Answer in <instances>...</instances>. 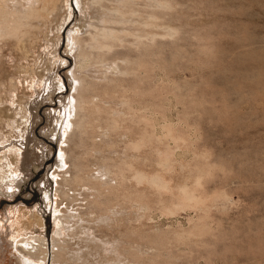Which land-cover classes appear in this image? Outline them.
<instances>
[{
  "label": "rangeland",
  "instance_id": "rangeland-1",
  "mask_svg": "<svg viewBox=\"0 0 264 264\" xmlns=\"http://www.w3.org/2000/svg\"><path fill=\"white\" fill-rule=\"evenodd\" d=\"M118 1L103 0L104 5H109L108 7L116 5ZM91 2L92 0H54V2L39 0L36 4L48 5L52 12L47 19L39 14L31 19L32 24L30 23L27 28L16 33L25 45V49L19 51L14 48L17 35L4 41L0 40V58L2 59H0V77L1 79L6 78L8 85L10 84L8 77H14L17 81L15 90L10 89L9 86L0 88V264H18L11 235L23 233L22 230L27 231V227H24L25 224L18 217L23 216V213L30 208H39L45 218L52 214L48 225L49 231L46 234L50 244L48 248L51 249L52 237L50 235L59 233L66 245V253H63L66 256L62 254L61 258L64 257L63 260L70 259L69 262H74L72 260L77 258L72 264H117V260L114 261L115 254L107 255V257L106 251L98 244L99 241L114 242L121 251V258L125 263L127 262L126 264H264V94L257 95L247 85H244L241 93L245 99H242L238 106H233L238 94L231 88L239 80L232 71L222 72L224 75L219 71L223 65L228 66L233 63L231 58L239 49L235 48L236 43L243 41L250 34L253 36L264 35V0L171 1L173 9L170 10V14L174 20L172 25H179L181 32L177 37H174L177 40L174 39L173 46L176 47L177 43L180 47L183 45L184 49L182 50L186 51L187 55L186 53L183 55L184 52L180 51L178 45V50H176L179 51V56L176 51H173L175 50L173 46L172 51V48L169 49L170 51H166L164 54L166 58L169 56V52L177 55L174 56L176 59L171 56L167 58L168 60L166 59V63L169 62V64L173 63L172 59L175 60L174 65H171L174 66V70L168 68V70H172L170 73L162 67L165 65L163 61L157 62L153 83L156 87L154 100L158 107L153 117L158 134L162 131L160 126L164 116L173 123H177L181 117L180 114H182L180 119L186 115L190 118L187 120L190 130L182 123H177L178 128L175 125L179 130L175 128V134L178 131L186 138L184 141L181 140V143L184 142V144L182 143L184 146H180L179 150L176 147L175 158L178 163H175L174 169L170 173H165L161 167L157 168L156 153L154 150L152 153L150 152L155 148V145L141 147L142 150L150 149V151L147 150L150 158L141 149L135 152L137 156L141 152V156L144 155V158L148 159L145 160L146 164L143 156L137 157L136 160H139L144 166L136 162L137 167L140 169L143 167L144 170H142L148 174L155 171L163 173L164 171L163 174L169 180L170 189H157L147 181L136 184L135 180L131 178V173L127 174V171V177L124 180H118L119 185L118 181H111L113 184L115 183L114 187H119L114 189L113 186H110L119 195L123 191L132 193L135 188L142 193L141 202L143 203L141 205L139 202H128L126 208L119 209V205L110 208L114 211L113 216L115 217L108 220L99 215L94 205L91 206L93 201L102 200L101 195L99 197L95 190L92 192L91 189L75 185L74 188L78 187L77 190L73 188L74 190H70L69 193L75 194L74 198L76 199L71 197L68 199H72V201H68L67 198L63 199L58 194L54 195L55 185L52 179L53 172L67 169L71 166L69 163L72 162L67 163V161L77 155L80 157L84 155V158H78L83 164L93 168H89L92 177L99 168L102 169V163L98 161L103 158L102 153L111 158L119 155L123 159H130L132 152L128 149L126 151L124 147L127 145L130 135L137 133L138 125L135 127L133 123V125L127 123L130 122L127 120L124 122V126L118 127L119 131L118 129L113 130L117 133L112 130L108 133L109 130H106L105 124L100 121L102 126L98 124L95 128L96 131L101 127L104 130L99 133L106 130L109 135L105 136V132L101 136H98V132L95 136L92 135L94 138L97 135L95 139L92 138L95 140L94 143L96 141L99 143L93 144L96 147L98 145L99 149L95 147L96 150H90V147L94 146H91L92 140L89 136L95 126L91 127L90 133L87 132L85 135L91 142L88 139L86 143L83 140L84 136L80 138L83 147L76 143L79 137L76 138L77 141L75 139V144L73 142L68 144V137L64 140V135H62L64 124L62 123L60 126L58 122V111L64 108L66 115L67 110L70 109L74 114L72 93L78 90L79 86V80L72 77V70L76 63L73 53L74 46L69 45L68 37L77 28L80 31L87 27L89 29V24L92 21H97L104 11L107 12L106 9L99 6H92ZM129 4L135 5V7L139 6V8L145 7L143 0L131 1ZM181 27L184 28L181 30ZM131 41L130 37L126 39V42ZM183 57L186 59V63ZM180 58H183L182 64ZM233 65L239 67L242 73H248L246 70L242 71L244 66H237L236 63ZM85 68L80 74L79 70L77 71L78 76L85 74L87 79L93 81L101 79L102 71L98 73L94 68ZM175 68L179 71H176ZM29 69H34L35 74L30 73ZM162 69H166V72ZM57 75H60L62 83L57 82ZM114 75L116 74H109V78ZM132 76L128 75L129 78L127 76L122 78L125 82H129L133 79ZM223 76L228 77V80L226 78L224 81ZM181 96L182 98H180ZM191 96L192 102L198 103V106L192 104L188 108L187 105L191 99L185 97ZM198 100L202 102L200 103L202 108L199 107ZM67 103L68 105H66ZM108 103L114 109L118 108L117 115L123 113V107L122 110H119L122 104L113 100H108ZM204 107L214 109L215 114L208 113ZM189 112H191L190 115H188ZM93 123L96 124L98 121ZM69 128L67 129L69 132L66 130L67 134L71 132L72 126L69 125ZM88 128L90 129V126ZM187 128L189 133L181 132V129L183 131ZM122 132L125 134L123 135ZM50 140L54 145L57 143L55 158L51 159L53 144ZM173 142V139L172 141L168 139V143L172 147L176 145ZM116 143L118 144L116 145ZM105 144L112 147H106ZM60 145L62 152L59 150ZM89 145L90 147H88ZM113 145L117 148H113ZM101 147L104 150H102L103 148L100 150ZM195 148L197 149L194 151ZM87 149L92 152L91 158L90 155L87 156L84 153L85 150L87 152ZM154 153L155 155H153ZM4 155L6 158L2 157ZM66 159L68 160L66 161ZM48 160L52 162L49 164ZM3 162H9L11 172L9 176L1 178ZM179 162H184L189 167L186 166L181 170ZM207 163H209L210 171L208 170V173L203 176V183L199 187L201 190L197 189V193L200 192L204 197L203 208L205 209L188 205L185 208L182 206L175 208L176 210H168L167 207L173 202L171 196L176 195L177 192L176 185L189 174L188 170L195 164L201 166ZM210 164L212 165L210 166ZM48 167L51 168L50 171ZM123 181L125 183H122ZM43 183L49 191L50 202L44 200V203L40 200V194L44 188V186L41 187ZM96 186L100 188L101 185L99 186L97 183ZM103 188H101V192L105 194L108 190L106 187V190ZM214 193L226 194L228 200L215 201L212 197ZM210 200L214 202H210ZM48 202L52 206L58 205L59 212L50 210ZM54 214L58 217L62 216L55 220L52 219ZM53 220L56 230L60 227L58 231L52 226ZM76 222L77 226L74 225ZM21 224L23 227H20ZM124 236L125 238H123ZM91 239L92 241H89ZM79 246L80 249H83L82 251ZM128 247L137 252H134L137 258L127 253ZM125 248L128 249L126 252L124 251L126 254L123 252L126 250ZM47 264L52 263L48 261Z\"/></svg>",
  "mask_w": 264,
  "mask_h": 264
},
{
  "label": "bare ground",
  "instance_id": "bare-ground-1",
  "mask_svg": "<svg viewBox=\"0 0 264 264\" xmlns=\"http://www.w3.org/2000/svg\"><path fill=\"white\" fill-rule=\"evenodd\" d=\"M37 1H39V0H0V40L1 41H4L8 38H11L14 35L16 36L17 35L16 33L18 31H22L24 28H27L31 23V19L37 17L39 14L41 16H43L45 19L48 18V15L51 14L52 9H49L48 5L42 6L40 4L39 5L36 4ZM131 1H135V0H119L116 5L108 7L109 5L108 6L104 5L103 0H92V2L90 3L92 6H99L102 9H106L107 12L104 11L101 14V16L98 17L97 21H95V22L92 21L89 24V29L87 27L83 31H80V29L77 28L74 31H72V33H70L68 40H69V45L71 47L74 46L73 53L75 56V63H76V64L74 63L76 68L74 67L72 70V77H75L79 80V83L77 82L79 84L78 90H76L74 93H72L73 94L72 95L73 96V102H74V105H73L74 110L73 111H75V112L73 114V112L70 111V109H69V110H67L68 112L65 115V109L63 108L62 110L60 109L58 111L59 115L57 117V119L59 120V121L58 120L57 121L60 123V126L62 125V123L64 124V132H63V134L61 133L62 135H64L63 136L64 140L68 137V140H67V142L69 141L68 144L71 142H73L75 144V142L79 139L78 140L79 142L77 141L76 143H77V145H80L81 147H83L82 146L83 144L81 145L80 138L84 136L83 140H85V142H86L89 138L85 137V135L87 134V132L90 133V130L94 126L95 127L93 128V130L96 128V126L98 124L100 126H102V124L99 123L100 121H103V124H105L104 128L106 130H109L108 133L111 130L113 131V130L118 129V127L123 125L124 122H126V120L130 121L127 123H130V124L133 123L135 125V127H137L136 125H138L137 129L142 125L140 129H138V130L136 129L137 133H134V134L132 133V135H130L131 137L128 138L129 140L127 139V141H128L127 145L124 147L126 151L130 150L132 152V154H130L131 155L130 159H123V158L119 157V155H118V157L111 158V157L105 156V154L102 153V151H99L104 155V156L102 155L103 158L100 159L102 161H100L98 159V161L100 163H102V169L99 168V170H97L96 174L92 177V175L90 173L91 172L90 169H93V168H90L91 166L88 167L87 164H83L80 161V159L78 158V157H80L79 155H77V157H75V158L73 157V159L71 160L72 157L70 158L69 157L70 155L68 153L69 156L68 155H66V156L68 158H70V160L66 159V161L68 160L67 163L69 161H72L69 163V165L71 164V166H69L67 169H63L61 171L57 170V172H53V178L52 179H53V182L55 185V194L54 195L57 196V194H58L63 199L67 198L68 201H72V199H74V200L76 199V198H74L75 194H72L73 195L72 196L69 193V191L70 190L73 191L74 189L77 190L78 187L74 188L75 185L76 186L77 185L83 186L87 189H91V191L95 190V192L98 194L99 197L101 195L102 200H100V201L95 200V201H93V204H91V203L90 204H91V206L94 205V208L96 209V211L99 212V215H102V217L107 218V220L115 217V216H113L114 211L111 210L110 208H115V206H117V205L120 206L119 209L120 208L122 209L124 207L126 208V205L129 204L128 202H130V203L131 202L132 203L133 202L134 203L139 202L140 204L143 203V202H141L142 193H140L135 188H134V190H132V193L131 192L128 193L127 190H126L127 193L126 192L124 193V191L122 193L119 192V193H121V195H119L118 193L117 194L115 193L117 191H115L114 189L119 187V186L114 187L115 183L113 184L112 182L118 181L120 179L124 180V178L127 177V175H126L127 171H128L127 174L129 172L131 173V178L133 180H135L136 184H140L142 181H147V183L154 185L157 189H166V190L170 189L169 180H167V178L165 177V174H163V173H164V171H165V173H170L172 171V169H174V165L177 162V160L175 158V154L177 151L176 147H178V150H179L180 146H184V145H182V143L184 144V142L181 143V140L184 141V139L186 138V137L184 138L182 136V134H180L178 132L179 130L177 128L179 126L177 125V123H182V124L186 125V127H188L190 130V127L187 126L188 125L187 120L189 117H187L186 115H183V118L180 119L182 117V114H180L181 117H179V119H178L179 121L177 123H175V122L173 123L172 121L168 120L165 116L162 117L163 123L160 126L162 131L160 134H158V132H157L158 130L156 131V128H155V121H154L155 118L153 117L155 112L157 111L156 108L158 107V106L156 107L157 104L155 103V100H154V95H156V94H154L156 92L155 91L156 87H154V83H153L154 70H156V66H158L156 64H157V62H159V60H161L165 63V65H163L164 64L163 62H162L163 64L161 63L163 65L162 67L166 68L167 70H168V68L174 70L173 69L174 66H171V65L172 64L174 65L175 60L172 59L171 61L173 63L171 62L172 64H169V62L166 63L167 62L166 59L170 56H171V58L172 57L175 58L174 56H177V55L179 56V51H177L178 50L177 49L178 43H177L176 47L173 46V44H175L174 43V39H175L174 37L175 36L177 37V35H179V32H180V28L178 27L179 25H176V24H175L176 26L172 25V22H174V20H172L170 10L173 9L172 8L173 2L171 3L172 0H143L145 7L143 6V8H141V7L139 8V6L135 7V5H133V6L130 5L129 3ZM52 2H54V0H52ZM106 4H109V3H106ZM113 4H115V3H113ZM91 5H89V6H91ZM110 5H112V4L110 3ZM173 17H175V16L173 15ZM178 18H180V17H178ZM175 20H176V18H175ZM178 21H180V20L178 19ZM184 27H181V30ZM185 33H186V31L184 32V34ZM129 37L132 38V41L126 42V39ZM181 37H182V35H181ZM184 37L185 36H183V39H185ZM175 40H177V39H175ZM175 42H177V41H175ZM235 45H236L235 48L236 49L239 48V49H238V51H236L234 57L231 58V59H233V63L228 65V66L223 65L222 67H220L219 71L221 72V74H223L225 72L227 73V71H232L234 73V76L239 80V82L234 83L232 85V88H231V89L235 90L236 94H238L236 100H234V102H233V104H234L233 106H238L242 102V99H245L244 95L241 93V89L244 85H247L248 88L251 89L252 91H254V93H256L257 95L264 94V35L253 36L250 34L247 37H245L243 39V41L236 43ZM172 46L175 48V50H173ZM182 46L183 45H181V47L180 46L179 47L181 49L180 51L183 53L184 51L182 49H184V48ZM14 48L16 50H19V51H23L25 49V45L21 42L19 35H17V41H16ZM169 49H171V51L173 50L174 52L176 51V53H178V54L174 55V53L169 52V56L167 58H166V56L164 57V54ZM10 52H11V50H10ZM185 53H186V51L183 53V55H185ZM23 54H21V55H23ZM167 54H168V52H167ZM186 55H187V53H186ZM183 58H180L179 60L181 61ZM185 60L186 59L184 58V62H185ZM234 63H236L237 66H244V68H242V71L246 70L248 73H242L241 69L239 67H234V65H233ZM167 64H169V65H167ZM181 64H182V61H181ZM85 67L94 68L95 71H97L98 73H100L102 71L101 75H100L101 79L93 81V80L87 79L85 74L84 75L81 74V76L80 75L78 76L77 71L79 70L78 72L80 74L81 71L86 69ZM176 67H177V64H176ZM83 68H85V69H83ZM166 69L165 70L162 69V70H164L166 72ZM175 69H176V71H179L177 68H175ZM172 70L171 71L168 70L167 72L170 73V72H172ZM29 71H30V73L35 72L34 69H29ZM114 73L116 75L112 76V78H109V74L112 75ZM128 75H129V77H130V75H133L132 76L133 79L130 80L129 82L128 81L125 82L124 78H122V77L127 76V78H129ZM118 77H120V78H118ZM8 78L10 81L9 85L7 83L6 78L1 79V77H0V88L5 87V86H9L10 89L15 90V88H17L16 79L14 77H8ZM223 78H224L223 79L224 81L226 78H227L226 80H228V77L225 78V76H223ZM93 79H95V78H93ZM57 82L62 83L60 75H57ZM173 82H172V84H173ZM156 85H157V83H156ZM0 92H1V89H0ZM180 98H182V96ZM185 98L191 99V101L188 102L189 103L187 105L188 108H190V106L192 104L195 106L196 103L192 102V96L191 97H185ZM68 99H67V102H69ZM108 100H113V101H116V102H119L120 104H122L121 109H119V110H122V107H123V111H122L123 113L122 114L120 113L117 115L116 113H118L117 112L118 108L114 109L113 106L108 103ZM180 101H181V99H180ZM184 101H183V105H184ZM201 101H202V99H201ZM201 101L198 100L199 107H200V103H202ZM203 104H204V102H203ZM66 105H68V103ZM70 108H71V106H70ZM163 108H164V106H163ZM200 108H202V107H200ZM159 109H160V107H159ZM190 111H191V109H190ZM206 111L208 113H214L213 111H215V110L214 109L213 110L212 109H206ZM185 114H186V111H185ZM190 114H191V112H189L188 115H190ZM125 117H126V119H125ZM192 119H193V116H192ZM94 121H98V123L95 124V123H93ZM140 123H141V125L139 126ZM93 124H95V125H93ZM69 125L72 126V128L70 130L72 132V134H71V132L69 134H67L69 132L67 130L69 128ZM91 125H93V126H91ZM175 125H177V128L175 127ZM67 126H68V128L66 129ZM89 126H90V129L88 128ZM126 127H128V126H126ZM175 128L178 130L176 132V134L178 133L177 135L175 134V131H176ZM188 128L186 130H183V131L181 129V132H183V133H185V131L188 132ZM93 130H91V135L89 134V136H91L90 139L92 140V142L90 139L88 140L91 142V144H92L91 146H94L93 144L96 145L98 143L97 141H96V143H94L95 142L94 139L97 137V135H96V137L94 138L95 134L97 132L99 133V131H102L104 129H101V127H99V128H97V131L95 129V131H94L95 133L92 132ZM106 130L104 131L105 133H106ZM118 131H119V129H118ZM113 132L115 133L116 131H113ZM193 132H194V130H193ZM77 133L79 136L77 135ZM92 133H94V134H92ZM103 133H101V134L99 133L98 136L99 135L101 136ZM108 133H106L105 136H108L109 135ZM125 133L122 132L123 135ZM129 133H130V131H129ZM76 135H77V137H76ZM92 135H94V136H92ZM76 138H78V139H76ZM92 138H94V139H92ZM111 138H112V136H111ZM75 139H76V141H75ZM168 139H170L171 141H172V139L174 140L173 143H176V145H174L175 149H174V147H172V145L171 146L169 145ZM179 142L181 143V145ZM117 144L118 143H116V145ZM151 144L153 146L155 145V148L152 149L151 151L149 148L148 149L151 153L153 152V150L156 153V155H155V153L153 155L156 156L155 161H156V164L159 166V167L157 166V168L161 167L162 168L161 170L164 169L163 173H162V171H155L152 174H148L145 171H143L144 166L142 165V163H140L139 160L138 161L136 160L137 157H140L142 153L139 152L138 154H140V155L137 156V154H135V152L139 151V149H141V147L145 148L144 147L145 145L148 147V145L151 146ZM109 145H110V143H109ZM109 145H107V146L112 147ZM111 145H112V142H111ZM105 146H106V144H105ZM114 146L115 145H113V148H115ZM88 147H90V145ZM95 147L96 146H94L92 148L90 147V150L91 149L94 150ZM97 147H98V145H97ZM103 147H101L100 150ZM97 149H99V148H97ZM107 149H109V148H107ZM196 149L197 148H195L194 151ZM59 150H60V152H62L61 145L59 147ZM102 150H104V148ZM147 150L141 149L142 152L144 151L148 155ZM84 153H86L87 156L90 155V158H91V155H92L91 151H89L87 149V152L85 150ZM142 156L141 157L144 158V155H142ZM148 156H146V158H148ZM2 157L6 158V155H4ZM81 157L84 158V155ZM132 157H133V159H132ZM92 158L94 160L95 157L92 156ZM149 158H150V156H149ZM78 159H79V161H78ZM145 160L146 159L144 158V162H145ZM94 161H96V159ZM155 161H154V163H155ZM99 162H97V163L100 164ZM136 162H139L138 164H141L143 166V167L141 166L143 170L140 169L139 167H137ZM87 163H89V162L87 161ZM145 163L147 164V162H145ZM183 163L179 162L181 170L184 167L186 168V166H188V164H185V163L183 164ZM152 164H153V162H152ZM211 165L212 164H210V166ZM95 166H97V165H95ZM138 166H140V165H138ZM176 166H177V164H176ZM208 166H209V163L203 164L201 166L195 164L194 167H192L190 170H188L189 174L187 176L183 177V179H182L183 181L179 182L178 184L176 183L177 184L176 185L177 192L175 193L176 195L171 196L173 202H171L172 203L171 206H170V204H171L170 203L169 207H167L168 210H171V209L176 210L175 208L182 207V206L185 208V206H188V205H192V207L197 206V207L203 208L204 197L200 194V192L197 193V189L199 187H201V185L203 183V176L208 173V170H209ZM96 168H95V170H96ZM192 169L193 170L195 169L194 173H193ZM71 170H72L73 174H70V173H72V172H70ZM1 171H3L1 178H3L4 176H9V173L11 172V170L9 168V162H3L1 164ZM93 179H95L94 181H96V182L93 181L94 182L93 183L92 182ZM95 183L96 184L98 183L99 186L101 185L100 188L97 187ZM122 183H125V182L123 181ZM110 185L113 186L114 189ZM118 185H119V181H118ZM104 186L108 190L105 192V194H104V192L103 193L101 192V188H103ZM107 186H109L110 188ZM122 186H124V185L122 184ZM125 187H127V186H125ZM131 187H130V189H131ZM106 188H105V190H106ZM129 191H131V190H129ZM84 192H85V190H84ZM202 192H203V190H202ZM93 194H95V193H93ZM71 197H72V199L69 200L68 198H71ZM212 197H213V200H215V201L219 200L221 202H224V201L228 200L227 195L222 194V193H214ZM84 198H86V197H84ZM169 199H171V198H169ZM205 199H208V198L205 197ZM40 200L43 202H44V200H47V201L49 200V202H50L49 191H48V189L45 188V186L43 188L42 193L40 194ZM213 200L212 201L210 200V202H214ZM60 202H62V201L60 200ZM60 202H59V204H60ZM40 204H41V202H40ZM143 205H145V204H143ZM146 207H148V206H146ZM49 208H50V210H52L54 212L60 210V209H58L59 208L58 205L52 206L51 203H49ZM94 208L91 207V209H94ZM203 209H205V208H203ZM42 210L45 212L44 209H42ZM88 212H92V211H88ZM51 215L48 216V218H45L43 213L40 211L39 208H36V209L30 208L23 213V216L18 217V219H21V221H23L22 223L25 224L24 227H27V231H24L21 228L23 233H20V232L18 233L16 231L17 228H16V230L13 229L18 234H16L13 231L16 235H14V234L11 235L12 245H13L14 250L17 253L16 256H17L18 264H47L48 261H50L52 264H72L75 262V260L77 258L75 260H72L74 262H69L70 259L63 260L64 257L61 258L62 254L66 253V245L63 243V240L60 238L61 235L59 236V233L57 235V233L55 234V233L51 232V233H53L52 235H50L52 237L51 238V246H50L51 249L48 248L50 244L46 238V234H48V231H49L48 225L50 224ZM54 215L55 216L52 219H55V220L57 218L59 219V217L62 216L61 215L58 217L56 214H54ZM98 218H99V216H98ZM19 222H17V223H19ZM52 222H53L52 226H53V228H55V221L53 220ZM76 224H77V222L74 225H76ZM20 227H23L22 224L20 225ZM59 228H57V230L55 228V230L58 231ZM70 233H72V232H70ZM88 235H89V233H88ZM84 236H86V235H84ZM125 236H126V234H125ZM125 236L123 238H125ZM119 238H121V237H119ZM97 240H99V239L97 238ZM87 241H88V239H87ZM89 241H92V239ZM99 242L100 243H98V244H100L103 247V249L106 251V253H107L106 256L110 255V254H113V255L115 254V258H114L115 260L114 261L117 260L116 261V262H118L117 264H126L127 263V262L125 263V261L121 258L122 253L119 250L118 246L116 244H114V242H103V241L102 242L99 241ZM73 248L75 249L76 247H73ZM129 248H131V247H128V249ZM79 249H80V246H79ZM125 249L126 250H123V252L124 251L126 252L128 250L127 248H125ZM80 250L82 251L83 249H80ZM78 252H79V250H78ZM134 252H136V251H133V249L132 250L129 249L127 251V253L136 257ZM70 253H71V251H70ZM80 253H82V252H80ZM86 253H88V252H86ZM64 256H66V255H64ZM72 257H74V256L72 255Z\"/></svg>",
  "mask_w": 264,
  "mask_h": 264
},
{
  "label": "flooded vegetation",
  "instance_id": "flooded-vegetation-1",
  "mask_svg": "<svg viewBox=\"0 0 264 264\" xmlns=\"http://www.w3.org/2000/svg\"><path fill=\"white\" fill-rule=\"evenodd\" d=\"M56 138V137H55ZM51 141V140H50ZM52 142V141H51ZM56 142H57V140H56ZM52 144H53V146L51 147L50 145V147H51V152H52V156L50 157V159L52 158V157H54L55 158V155H56V149H57V143H56V145H54V143L52 142ZM52 161L51 160H48V163L50 164ZM48 169H49V167H48ZM48 169H47V171H48ZM51 169V168H50ZM50 169H49V171H50ZM46 171V172H47ZM49 171H48V176L50 175L49 174ZM46 178H47V176H46ZM44 186V183H43V185H41V187H43ZM48 218V217H47Z\"/></svg>",
  "mask_w": 264,
  "mask_h": 264
}]
</instances>
